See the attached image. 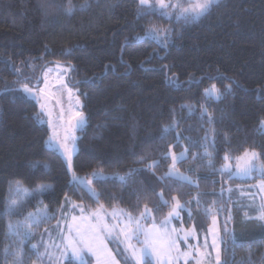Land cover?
<instances>
[{
	"label": "trees",
	"instance_id": "1",
	"mask_svg": "<svg viewBox=\"0 0 264 264\" xmlns=\"http://www.w3.org/2000/svg\"><path fill=\"white\" fill-rule=\"evenodd\" d=\"M72 5L69 15L68 0H0V264H37L33 245L53 236L72 203L132 215L147 204L161 220L170 208L159 192L193 211L185 214L189 225L208 226L205 206L212 202L228 209L222 264H264V222L253 208L226 198V182H244L221 172L225 156L253 151L264 169V0H219L188 22L141 8L138 0ZM152 26L167 31L152 38L146 35ZM56 64L71 66L86 118L70 166L47 148L37 104L8 90L20 89V82L34 86ZM213 84L219 99L205 95ZM185 149L178 170L197 183L161 181L166 156ZM152 161L159 166L150 169ZM100 170L110 178L92 181L93 199L73 175L90 179ZM41 185L47 190L39 192ZM39 208L47 217L32 224L29 214Z\"/></svg>",
	"mask_w": 264,
	"mask_h": 264
},
{
	"label": "snow or ice",
	"instance_id": "2",
	"mask_svg": "<svg viewBox=\"0 0 264 264\" xmlns=\"http://www.w3.org/2000/svg\"><path fill=\"white\" fill-rule=\"evenodd\" d=\"M141 8H152L154 7L152 0H138ZM155 3L159 6L160 9L164 10L162 12L163 15H170L172 10H177V19H182L185 22L198 19L199 17L205 15L211 7L218 3V0H194V2L185 6L180 3V0H177L175 4H172L170 0H155ZM68 8L67 13L71 15L75 10V6L72 5V0H68ZM86 5H81L83 9ZM161 30L156 26H152L147 30L146 35L152 38H160ZM57 67H62L64 73L66 74L68 71H71V66H61L57 65ZM51 71V69H49ZM58 79L56 84L51 87L56 89V92H61L67 89L69 95L71 94V88L68 87L64 82L63 76L58 74ZM22 87L20 89H8L9 91H22L31 99H38L39 95L45 98H52L55 96V92L50 91V85L47 82V73L44 76V88L38 89L34 91L33 88L29 87L27 83L20 82ZM58 85V86H57ZM227 91H231V87L229 86ZM206 96H214L219 99L222 93L216 86L213 84L210 88L205 89ZM58 102V101H57ZM78 102V101H77ZM45 105L41 104V109H43ZM203 115H210L207 113L205 109ZM79 118V123H83L82 113L76 112L72 119ZM37 119L40 120V114H37ZM42 122V121H41ZM264 124V122H262ZM165 132L169 131L168 128L164 129ZM177 138L179 139V134L177 133ZM54 137H50L49 141L46 143L49 146H52ZM59 147L64 148L65 155L68 157L69 166H70V155L68 154V149L66 145H59ZM187 150L185 149L179 155L174 152H169L166 156V160H170L168 171L164 174V176L159 177L161 181H164L166 178H176L182 181H186L190 184H196L197 182L193 180L191 177L185 176L183 173H180L177 168V162L182 161L187 158ZM245 157L248 160L245 162L243 167L238 166L236 173L238 175L250 176L251 173L257 168L256 164L251 161L255 160L258 156L256 152H245ZM228 157L225 156V160L227 161ZM159 161H152L151 164L148 165L150 169H155L159 166ZM224 170L231 172L230 167L226 164L224 166ZM131 175V172L129 173ZM93 179H109L110 177H106L103 175L102 170L96 171L92 173ZM115 179H119L122 182H127V177L117 175L114 177ZM73 179L75 182L81 185L90 186L92 183V179L89 178H79L73 175ZM198 186V185H197ZM262 191H264V184L259 186ZM47 190L46 186L41 185L39 188V192H43ZM90 191L95 194L94 189H90ZM160 202L168 206L170 211L168 212V217H178L179 211L178 209H182L185 205H182L178 198L172 197V202L164 198L163 192L156 193ZM197 204H199V196L195 197ZM17 206V201H12L10 204V209L14 210ZM100 211H96L91 213V217L94 218L95 223L88 224L87 227H82L80 225L69 227L68 235L63 237L65 241L64 251H70L71 256L75 259H79L81 264H83L82 253L87 251L91 253L96 258V264H118L115 257L113 256L111 250L108 248L106 243V238L112 237L116 240H120L121 243L124 244V250L130 254V258L134 262V264H143L145 257H154L156 264H180L181 259L184 264H187L189 258L196 259V264H204L205 258L210 256L211 253L207 251L209 248V244L207 239L204 241L203 248L205 251H201L199 246L193 248L192 245L188 246L187 251H181L180 249V236L175 235L176 229L170 228V220H165V222L157 228L155 223L153 222L152 228H145L143 221L151 218L152 210L145 204L143 206V211L140 213L138 217H133L131 214L123 213L121 211L114 210L112 213H107L103 210V205L100 206ZM209 214L212 216L213 225H215V212L212 209H209ZM83 212V209H81ZM259 215L256 219L264 220V204L260 206L258 209ZM111 216L115 223L109 224L105 217ZM47 217V209L39 208L35 214L30 213L28 219L31 220L32 224H39L41 218ZM122 217V219H120ZM251 219V217H249ZM81 219L87 221V218L82 217ZM76 220V217H73V221ZM29 227L30 225H26ZM9 227H13L11 222L9 223ZM210 232L213 233V238L211 242V247L215 251L214 260L208 261V264H221V248L218 243V235L215 232V229H209ZM30 234V231L29 233ZM192 235L195 238V232H185L183 235V240L187 242L188 236ZM143 236V240L140 237ZM123 237L121 240L120 238ZM233 241H235V237H232ZM133 241L136 243L134 244ZM136 244H141L142 247L137 248ZM37 246L33 245L35 249ZM59 247V246H57ZM193 251L197 253V257H193ZM39 255H43L42 253H38ZM17 259L22 258V250L18 249L16 252Z\"/></svg>",
	"mask_w": 264,
	"mask_h": 264
},
{
	"label": "rangeland",
	"instance_id": "3",
	"mask_svg": "<svg viewBox=\"0 0 264 264\" xmlns=\"http://www.w3.org/2000/svg\"><path fill=\"white\" fill-rule=\"evenodd\" d=\"M219 1V0H218ZM167 2V0H166ZM172 4H175L177 0H170ZM194 2V0H180V3L187 6L188 4ZM152 3L154 7L148 8L149 10L153 11H159L163 12L164 10L160 9L159 6L155 3V0H152ZM177 10L173 9L171 14L169 16H175L177 18ZM57 65H51L46 67L42 73L39 75L38 79L36 80V84L32 86L34 91L38 92V89L44 88V76L45 73H47V82L50 85V91L55 92V96L52 98H45L38 93V99H32L38 106L39 114H40V120L39 123L45 125L48 128L49 136L47 141H49L50 137H54L52 146H49L48 143H46V146L50 150H54L65 157L67 160L66 162L69 164L68 157L65 155L64 148L59 147V145L63 144L67 146L68 154L70 155V164L75 155L78 151V139H79V133L84 129L86 125V118L85 113L83 110V102L80 97L79 90L76 85H74L70 81V71H68L66 74L63 71L62 67H57ZM64 66V65H61ZM67 67V66H64ZM51 69V71H49ZM58 74L60 76H63L65 84L68 85L69 88H71V94L69 95L67 89L56 92V89L51 87L52 85L56 84L58 77ZM58 86V85H57ZM31 99V98H30ZM58 101V102H57ZM78 101V102H77ZM44 104L45 107L41 109V104ZM76 112L82 113L83 117V123H79V118L72 119V117L75 115ZM42 121V122H41ZM250 153V152H249ZM248 160L247 157L244 155L235 159L230 160L227 159L225 163L223 164L221 168V172L227 176V179L231 180H237L239 182H244L242 184H236V183H225V189H224V195H226V198L230 200L231 198H234L237 203L243 202V205H245L249 209H254L257 211V214L259 215L258 209L262 204H264V191L261 190L259 187L261 184H264V181L262 180V176L264 173V169L262 168V165L259 161V155L255 158V160L251 161L252 163L256 164L257 168L251 173L250 176H243L234 174L236 173L237 167H243L245 162ZM180 161L177 162V164ZM228 165L231 169V172L224 170V166ZM178 168V167H177ZM180 172V171H179ZM181 173V172H180ZM185 175V174H184ZM187 176V175H185ZM92 181L94 180L92 177L90 178ZM176 179V178H174ZM179 180V179H178ZM182 181V180H181ZM186 182V181H184ZM84 190L87 192V194L95 198V194H93L90 189H93L92 183L90 186H85L79 184ZM96 193V191L94 190ZM184 205L183 203H181ZM64 206V205H63ZM81 209H83V212H81ZM206 215L208 217V226L202 227L203 222H200L201 228L199 224L192 223L191 225L187 224L185 219V214H187V217H193V211L188 207L185 206L182 209H178L179 216L171 217L169 218L168 215L159 220L155 217L154 212H151V218L143 221L145 228H152L153 222L155 223L156 227L159 228L165 220H170V228L176 229L175 235L180 236V249L181 251H187L188 246L192 245L193 248L196 246L200 247L201 251H205L203 248L204 241L207 239L209 248L207 251L211 253L210 256L205 258L204 264H208V261L214 260L215 257V251L211 247V242L213 238V233L209 231V229L214 228L216 234L218 235V243L221 248V264H222V247H223V231L228 230V226L231 224V218L229 215L228 209L223 208V206H216L214 202L211 203V205H208L206 208ZM209 209H212L215 212V225H213L212 216L209 214ZM100 206H87L83 203H72L70 205V209L65 213V221L60 223L57 231L53 232V236L48 234L44 237V239L40 240L38 243H36V252L42 253L43 255L38 256V263L37 264H65L67 260H72L76 264H81V261L79 259H75L71 256L70 251H64V244L65 241L63 240V237H66L68 235L69 227L72 226L73 228L77 225H80L82 227H87L88 224L95 223V220L93 217H91V213L100 211ZM103 210L107 213H112L114 210L121 211L123 213H128L125 210L122 209H113V210H106L103 208ZM130 214V213H128ZM138 215H132L133 217H138ZM73 217H76V220L73 221ZM82 217L87 218V221L81 219ZM106 221L109 224L115 223L116 221H113L111 216L105 217ZM122 219V217L120 218ZM264 222V220H262ZM224 225V228L222 224ZM27 232L33 237H38L34 232L30 229H26ZM195 232V238L192 235L188 236L187 242L183 240V235L185 232ZM40 238H43L40 236ZM121 240L123 237L120 238ZM141 240H143V236L140 237ZM106 243L108 248L111 250L113 256L115 257L118 264H134L132 259L130 258V254L124 250V244L120 242V240H116L115 238L109 237L106 238ZM135 244L136 242L133 241ZM59 246V247H57ZM137 248L142 247L141 244H136ZM37 253V254H38ZM119 255V258L117 257V254ZM83 257V264H96V258L89 252L84 251L82 253ZM193 257H197V253L193 251ZM37 261V260H36ZM147 262H151V264H156L154 257H145L143 264H146ZM180 264H184L183 260L181 259ZM187 264H196V259L189 258Z\"/></svg>",
	"mask_w": 264,
	"mask_h": 264
}]
</instances>
